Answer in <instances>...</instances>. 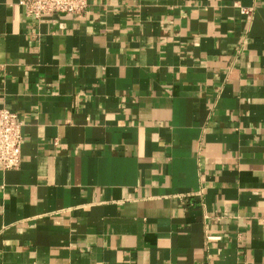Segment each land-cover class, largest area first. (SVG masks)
Here are the masks:
<instances>
[{
  "label": "crops",
  "instance_id": "1",
  "mask_svg": "<svg viewBox=\"0 0 264 264\" xmlns=\"http://www.w3.org/2000/svg\"><path fill=\"white\" fill-rule=\"evenodd\" d=\"M89 4L0 0V264H264V0Z\"/></svg>",
  "mask_w": 264,
  "mask_h": 264
},
{
  "label": "built area",
  "instance_id": "2",
  "mask_svg": "<svg viewBox=\"0 0 264 264\" xmlns=\"http://www.w3.org/2000/svg\"><path fill=\"white\" fill-rule=\"evenodd\" d=\"M25 8L26 16L39 21L44 15H75L87 14L89 0H20ZM253 9H243L241 14L251 19ZM23 124L18 116L8 109L0 110V170L3 172L18 170L22 161V149L25 143Z\"/></svg>",
  "mask_w": 264,
  "mask_h": 264
}]
</instances>
